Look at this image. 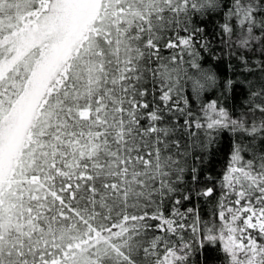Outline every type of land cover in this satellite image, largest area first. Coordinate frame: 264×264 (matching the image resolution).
Here are the masks:
<instances>
[{
    "label": "snow or ice",
    "instance_id": "1",
    "mask_svg": "<svg viewBox=\"0 0 264 264\" xmlns=\"http://www.w3.org/2000/svg\"><path fill=\"white\" fill-rule=\"evenodd\" d=\"M209 22L233 76L203 66ZM205 245L264 264V0H0V264H194Z\"/></svg>",
    "mask_w": 264,
    "mask_h": 264
},
{
    "label": "trees",
    "instance_id": "2",
    "mask_svg": "<svg viewBox=\"0 0 264 264\" xmlns=\"http://www.w3.org/2000/svg\"><path fill=\"white\" fill-rule=\"evenodd\" d=\"M213 31H214V25L211 22H209L208 32L213 39L212 53L208 54L205 57L203 61V66L205 68H210L216 71L221 79L233 76L235 75V72L229 69L228 67L229 62H231L233 68L238 67L239 62L235 59V57L229 56L226 45L221 44L217 36L212 35ZM214 56L218 57V59L213 58ZM211 95H215V93H212ZM211 95H206L205 99L211 98ZM242 96H243V92L241 90H238L236 94V103L240 102V98ZM230 139H231V135L229 133H224L221 135L218 152L205 165L206 174L212 175L217 179L220 177L227 161ZM201 180H203V176H201ZM217 192H219V188L217 189ZM187 206H191V204H188ZM169 207L170 205L166 203L165 204L166 211L167 208ZM196 207L200 209L201 216L204 219H207L209 213L213 208V204L205 200H199L196 201ZM188 235H190V233H185L186 237ZM206 260H211V264H220V253L218 251V246L217 248H209L207 245H205L204 252L202 254H200L199 256L194 254L193 256L194 264H206Z\"/></svg>",
    "mask_w": 264,
    "mask_h": 264
}]
</instances>
